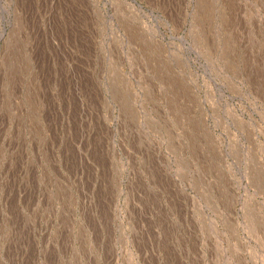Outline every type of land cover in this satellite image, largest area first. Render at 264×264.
Returning a JSON list of instances; mask_svg holds the SVG:
<instances>
[{
  "label": "rangeland",
  "instance_id": "obj_1",
  "mask_svg": "<svg viewBox=\"0 0 264 264\" xmlns=\"http://www.w3.org/2000/svg\"><path fill=\"white\" fill-rule=\"evenodd\" d=\"M0 264H264V0H0Z\"/></svg>",
  "mask_w": 264,
  "mask_h": 264
}]
</instances>
